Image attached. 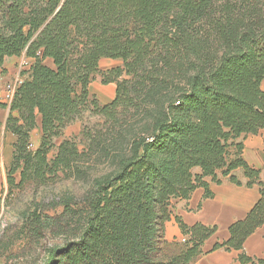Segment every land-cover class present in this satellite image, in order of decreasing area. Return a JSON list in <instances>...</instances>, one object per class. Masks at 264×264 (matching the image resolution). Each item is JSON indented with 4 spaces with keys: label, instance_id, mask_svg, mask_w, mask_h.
Listing matches in <instances>:
<instances>
[{
    "label": "trees",
    "instance_id": "16d2710c",
    "mask_svg": "<svg viewBox=\"0 0 264 264\" xmlns=\"http://www.w3.org/2000/svg\"><path fill=\"white\" fill-rule=\"evenodd\" d=\"M22 54L33 61L8 105L5 128L16 138L10 190L71 168L79 156L72 140L62 139L52 158L48 153L89 103L114 120L138 99L163 98L150 133L133 138L128 154L118 155L114 170L94 178L77 202L64 203L77 234L50 247L45 264H190L215 227L176 217L184 240H165L172 200L198 186L210 196L205 177L240 185L236 168L246 186H259L260 197L211 250H237L242 264H264L243 251L264 225V182L236 141L264 127V0H0V67ZM101 58L122 65L102 71ZM96 75L115 84L113 99L101 106L90 101ZM38 116L40 142L30 148ZM37 210L27 215L33 237L45 228Z\"/></svg>",
    "mask_w": 264,
    "mask_h": 264
},
{
    "label": "rangeland",
    "instance_id": "374dc122",
    "mask_svg": "<svg viewBox=\"0 0 264 264\" xmlns=\"http://www.w3.org/2000/svg\"><path fill=\"white\" fill-rule=\"evenodd\" d=\"M121 65L122 61L118 66ZM91 82L101 87L107 84L99 75ZM89 93L90 101L99 106L113 99L104 98L91 88ZM160 94L138 99L136 107L119 108L114 120L95 113L89 103L82 115L63 129L48 153L52 158L60 140H72L79 156L71 168L44 184L27 182L12 190L6 186L0 194V264H45L50 247L74 240L76 221L72 214L65 213L64 203L77 202L91 188L94 178L114 170L117 156L128 154L133 138L150 133L163 102ZM15 176L18 181L19 173ZM71 205L76 208L75 203ZM34 209H38L45 225L37 237L31 236L27 220L28 213Z\"/></svg>",
    "mask_w": 264,
    "mask_h": 264
},
{
    "label": "crops",
    "instance_id": "0c3cea01",
    "mask_svg": "<svg viewBox=\"0 0 264 264\" xmlns=\"http://www.w3.org/2000/svg\"><path fill=\"white\" fill-rule=\"evenodd\" d=\"M24 57V54L18 57H5L2 67H0V88L21 72L27 73L26 70L21 71L19 65ZM27 60L29 62L33 61L29 57ZM120 61V59L101 58L99 60V68L105 71L120 65ZM43 62L53 67L51 58L47 57ZM26 73H24V76ZM92 83L90 82L89 84V90L90 88L93 89L94 92L99 93L104 98H113L115 94L114 83H107L103 87ZM260 87L264 91V79L261 81ZM8 114V105L0 102V194L7 186V170L12 161L13 143L16 139L15 135L5 128ZM40 136L41 125L40 117L38 116L36 126L30 133V142L33 148L39 145ZM55 140L56 138L54 142ZM236 141L242 143V158L252 168L261 170L260 180L264 182V127L255 134L240 136ZM193 172L199 173L200 169L195 167ZM232 174L241 181L240 185L231 182L228 176H220L221 181L219 183L212 181L210 177H205L204 179L211 193L210 196H205V188L198 186L188 198L172 200L171 217L165 223V240L172 241L184 238L176 217L187 225L201 223L215 227L214 233L203 242L202 250L204 254L194 259L190 264H242L237 259L239 253L237 250L227 251L223 248L211 250L216 242H222L228 238L229 225L243 219L260 197L257 184L250 187L245 185L247 179L241 168L234 169ZM243 251L254 261L258 259L264 260V225L259 226L246 238L243 244Z\"/></svg>",
    "mask_w": 264,
    "mask_h": 264
},
{
    "label": "built area",
    "instance_id": "2783aa9c",
    "mask_svg": "<svg viewBox=\"0 0 264 264\" xmlns=\"http://www.w3.org/2000/svg\"><path fill=\"white\" fill-rule=\"evenodd\" d=\"M21 71L26 70L28 72L30 67V62L27 60L26 57H24L20 63ZM20 71V72H21ZM24 79V75L20 73L15 78H13L11 81L7 82L2 88H0V102H3L6 105H9L12 101L13 95L15 93V90L17 86L21 83V81ZM184 238L181 239L183 241Z\"/></svg>",
    "mask_w": 264,
    "mask_h": 264
}]
</instances>
